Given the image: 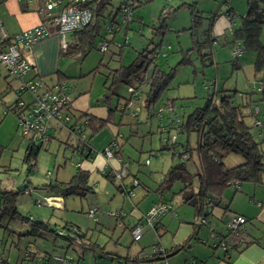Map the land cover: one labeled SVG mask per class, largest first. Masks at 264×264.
I'll list each match as a JSON object with an SVG mask.
<instances>
[{
  "label": "rangeland",
  "instance_id": "1",
  "mask_svg": "<svg viewBox=\"0 0 264 264\" xmlns=\"http://www.w3.org/2000/svg\"><path fill=\"white\" fill-rule=\"evenodd\" d=\"M25 0L24 2H26ZM46 0H29V9L26 8V4H22L19 0H0V14L3 16V21L10 25V22L15 19L17 13L27 14L25 21H32L34 13L38 12L40 7L44 8ZM146 3L139 7L129 19V31L127 37L124 35L122 30L119 34L108 33L104 28L102 35H99L95 40L93 48L83 56L81 53L73 56L63 55L60 57L59 68L69 74L72 82V90L82 91L81 95H88L91 93L93 96L101 94L103 97L105 92V76L108 72L107 66L104 64L100 70L95 74L92 72L93 69L99 64L100 60L103 62H109L110 67L116 68L121 64L117 52L121 49L120 45L124 43L126 37V45L123 46V60L124 64H128L133 61L137 55V51L145 47L152 48L154 44H158L163 40V48L157 56V61L163 70H169L171 67L176 66L182 59L183 53H188L191 59L190 64L179 65L177 67V75L173 82V85L168 89L163 99L167 100L174 97L180 98L176 104V110L181 116H187L191 113L195 107L203 106L206 99L210 96L218 100L222 93H234V90L249 91L250 86H259L260 82L254 77V58L256 56L253 51H246L240 56L239 66L240 68H234L233 64L237 59L235 54V45L233 41L232 32L226 30L224 35L217 36L215 44H211L208 40L209 35V16L213 14H221L225 11L226 1L231 4V7L236 11V24L241 21L242 17L248 12L249 4L248 0H197V10L202 16V25L197 30V39L203 43L201 53L198 49L190 50L192 44V32L191 30L185 29L192 25L191 10L188 8V4L193 3L195 0H144ZM120 0H113V3L117 5ZM25 8H22V7ZM254 7L258 4L253 3ZM115 11V9H114ZM113 11V14H114ZM258 18H264V12L261 9L257 10ZM165 22L167 31L165 34L158 29ZM5 24V23H4ZM5 27L7 28L6 24ZM121 30V29H120ZM119 32V31H118ZM262 34V40L264 41V27ZM115 37L114 41L109 42V50L106 52L101 51L100 45L109 38ZM69 38V36H68ZM153 40V43L151 41ZM120 43V45H117ZM63 50V49H62ZM115 52V53H114ZM82 56V57H81ZM114 58L111 60V58ZM85 75V76H82ZM250 79V80H249ZM49 84H53L50 78L46 79ZM248 81H250L248 83ZM7 81L3 78L0 79V143L4 145V152L0 161V206H1V191L8 189L20 188L21 185L26 184L25 182H31L32 187L29 191L21 193L18 197V208L20 212L28 215L31 214L33 217L52 219V224L57 221H61V218L66 220V217H70L76 223L80 224L85 230H88L93 235L95 241L101 244H105L106 241L111 242L117 238V234L113 233L112 230H101L99 224H97V216L101 221L104 219L109 220L112 225H115L116 219L121 218V211H116L121 205L123 197L121 193L116 189L115 186L107 180L105 175H101L93 171L90 176V183L96 186V194L89 193L87 196H70L69 209H59L60 204L53 206L47 202V204H40L39 199L45 200L44 196L46 190L44 184L52 179H59L62 181L69 180L77 170V157L72 155L70 149L65 151L61 143L58 140H53L50 143L48 149L43 148L40 152L38 162L33 170H29L28 164L24 162L25 149L29 144L30 139L25 137L22 133V128L19 124V117L12 111L6 112V105L15 101L18 97L14 89H7ZM85 90V91H83ZM119 93L122 96H128L129 92L125 85L121 86ZM73 96V93H72ZM178 99V98H175ZM96 102V101H95ZM118 102L117 97L113 101V105ZM162 104L159 103L157 108ZM165 113V112H164ZM142 116V115H141ZM167 114L162 119L157 115H154L148 124L139 123V131L141 138L148 130H152V135L148 139L141 141H133L132 144L137 143L139 147L143 145L144 149L155 148L147 152V158L144 160V167L148 168L147 171L154 167L157 162L165 160L167 163L166 170L169 168L171 157L173 156V143L169 144L170 149L167 148L168 142L166 133H161L160 125H166L169 123ZM174 116H176L174 114ZM121 114L118 113L116 118H120ZM126 125L122 126V130L129 133L130 126H134L137 122V117L133 116L130 111L123 116ZM140 119V118H139ZM248 122L252 123L253 118H248ZM141 120V119H140ZM146 125V126H145ZM129 127V128H128ZM124 128H127L124 129ZM255 134L262 138L261 129L255 127ZM174 134H177L175 131ZM61 138H65V134L59 135ZM177 142H185L188 138L186 134H177ZM135 140V138H133ZM190 143L192 147L197 143L198 135L196 132L190 133ZM132 144L130 145L132 147ZM60 146V147H59ZM180 146L177 144V147ZM264 152V143L262 144ZM151 151L155 154L151 155ZM138 153H136L137 155ZM198 157L197 151H194V157L188 162L192 172H194L195 159ZM153 159V165L150 167V162L147 160ZM243 159L241 156L236 154L229 155L225 162L228 165L237 163L238 160ZM58 170V171H57ZM49 173H51L49 175ZM59 173V174H58ZM158 175V173L156 174ZM162 174L157 176L158 181H161ZM108 182L110 189L105 188V182ZM264 180V174H263ZM244 184H252V182H246ZM264 182L258 183L260 189ZM228 193L232 189L226 190ZM261 192V191H260ZM117 194L114 203L110 204L112 195ZM242 193L238 191V195ZM112 194V195H110ZM155 194V193H154ZM153 194V195H154ZM172 194V193H171ZM111 196V197H110ZM40 197V198H39ZM136 197V194H135ZM174 202L180 200L178 194H173ZM38 199V200H37ZM39 204H37V202ZM127 201V200H125ZM95 206L97 211L95 218H92L86 213L89 207ZM190 206L184 205L183 208ZM92 209V208H91ZM90 210V209H89ZM88 210V211H89ZM55 214L52 216V214ZM179 213V211H178ZM62 215V216H61ZM108 217V218H107ZM178 217V216H177ZM180 217V213H179ZM57 220V221H56ZM55 221V222H54ZM54 227H56L54 225ZM3 229L0 231V235ZM15 231V230H14ZM18 232V231H17ZM113 233V234H112ZM117 233H121V229L117 230ZM128 238L132 240L131 234L127 231L124 235V240ZM41 238L39 241L40 246L48 244L47 249L57 251L58 253H65V241L63 238ZM43 241L47 243H43ZM138 240L135 242L137 244ZM28 243V242H27ZM25 242L22 241L21 245L24 246ZM212 247V246H211ZM3 248L2 241L0 240V249ZM213 248V247H212ZM15 249V248H13ZM150 248L148 251H152ZM25 252V251H24ZM23 252V253H24ZM74 253V252H73ZM77 253V252H76ZM1 256L6 258V255L0 250ZM22 258V256H21ZM94 260V255L90 251L86 254L82 264H90ZM9 261V260H8ZM11 262V261H10ZM76 262V261H75Z\"/></svg>",
  "mask_w": 264,
  "mask_h": 264
},
{
  "label": "trees",
  "instance_id": "2",
  "mask_svg": "<svg viewBox=\"0 0 264 264\" xmlns=\"http://www.w3.org/2000/svg\"><path fill=\"white\" fill-rule=\"evenodd\" d=\"M227 2L228 1H226V3ZM23 3L25 4L24 1L22 4ZM119 3L116 6H118ZM145 3L146 2L142 0L141 3L134 5L132 15ZM253 3L258 4V6L254 7ZM196 4L197 0L188 4V8L191 10L192 25L185 29L191 30L192 32L193 46L190 50L198 49L201 53L203 43L197 39L196 32L202 25V16L198 13ZM248 4L249 10L246 15L242 17L239 24L234 23V20L236 19V11H234L232 7L225 9L224 13L226 14V12H228L231 15L232 24H236L232 25V42L236 43V45L237 43H241L243 47H245L244 53L249 50L255 52L256 58H254V72L256 79L260 82V85L257 87L252 86L253 90L248 93V100L243 104H240L235 100V97L238 94L237 91L234 92V94H223L218 97V100L213 99V97H208L203 106L195 107L191 113L184 116L181 120L170 117L169 123L166 125H160L161 133H166L168 135L167 148L170 149V143H173V146L175 145L172 154L174 159H177L175 165L167 175V178L163 177V183L161 185L166 184L165 180H167L168 184L179 178L184 180L185 186L183 190L191 191V195L187 198V200L190 201L193 198L196 199V206L198 208L197 216L198 218H204L206 220L205 224H198L196 221L195 223L197 226L208 225V218L212 214L213 206L216 204L215 200H219L218 198H221L228 188L235 187L237 190H240L237 186H235L237 182L240 186L246 182H252L254 185L263 182L264 152L261 146L264 143V137L259 138L253 129L257 127L254 121L260 120V122L264 123V41L262 40L261 34L264 27V18H258L257 13L258 9H261L264 12V0H248ZM87 5H89V3H85L82 6ZM116 6L113 3V0H103L100 6L96 9L94 21L86 28L73 32L72 40L68 42V48L66 50H61V55L73 56L81 53L83 56L84 53L86 54L90 51L93 48L97 37L103 34L106 21L111 17H118L119 8ZM22 8L25 7L23 6ZM217 16L218 14L209 16V35L207 36L209 37L208 41L211 44H215L217 41V35L214 31ZM129 19L130 18H128V20L123 24L121 30H119L117 34L121 33L123 30L124 35L127 37L130 29ZM158 30L165 34L167 31L165 22ZM126 37L124 43L120 45L121 49L119 50V55L121 56L123 55V46L126 45ZM114 40L115 37L108 39L109 42ZM151 43H153V40ZM162 48L163 40L158 44H154L152 48L145 47L138 50L136 57L131 63H121L117 68H109V71L105 76V92L103 95L104 102L108 107V116L106 118H99L91 114L77 115L74 111L72 112V124L78 121L83 124V131L87 136L88 147L84 150H79L76 137L69 131L61 128L56 131L53 140H58L61 144L67 145V147L71 148V150L80 153L82 157L90 158L97 154L91 151L92 145L90 142L92 138L105 129L111 121H114L118 113L122 114L121 117H123L129 109H131L134 103V98H137L140 93H142L144 97V112L148 115L149 119L157 114L160 119H162L165 115V111H173L180 98L164 100L163 96L165 92L171 88V85L176 78L177 67L179 65L190 64L191 59L188 53H183L181 61L176 66L171 67L168 71H165L160 68L157 61V56L161 52ZM239 57L240 56H238V58ZM102 65L103 59L100 60L99 64L92 72L94 74L98 72ZM55 76L58 80H60L58 83L59 85L70 83L71 77H67L60 72H57ZM123 85L127 87L129 92L128 96H122L119 93V89ZM7 89L9 90L10 87L8 86ZM254 93L256 94L255 97H253ZM1 95L2 94L0 92V97ZM116 97L118 102L116 105H113V101ZM17 100L18 97L15 101ZM131 101L132 105L129 106ZM161 102L162 104L157 108V105ZM161 107L164 108V112L162 113L159 111ZM256 107L260 109L258 114L254 109ZM246 108L248 112L244 110ZM139 111L141 112V110ZM139 111H130V113H137V115H139ZM137 115L133 114V116L138 118L139 116ZM253 117L254 120L252 123H249L248 118ZM85 122L87 123L84 124ZM137 122L141 121L137 119ZM137 122L136 124H139ZM70 126L71 125L68 124L69 128ZM174 131L177 134H186L188 139L182 143L177 142V134H174ZM191 132L197 133L198 146L192 147L189 139ZM62 133L65 134V138H61L59 136ZM258 135L261 136V134ZM172 136H174V140L171 139ZM116 139H118V136ZM53 140H50L47 143L29 142L24 155V162L28 164L29 169L32 170L36 166L41 150L43 148L48 149ZM69 141L72 142V145ZM116 143L119 145L117 140ZM177 144L180 146L177 147ZM195 150L198 151L202 165V171L198 174L190 173L187 167V164L191 160ZM3 152L4 145L0 143V161ZM119 153L120 151L116 149L115 155L120 158L121 156ZM231 154L241 156L243 158V162L235 166H228L225 159ZM128 171L130 172V167ZM129 172L126 176V181L129 177ZM106 176L112 182L117 183V180L112 175L111 171L108 172ZM185 177L192 179L189 180ZM133 179L126 182L125 186H131L136 189L140 184L138 186H134L132 184ZM54 180L55 181L50 179L48 183L44 184V189L49 196H61L63 198H68L76 195L86 196L89 193L94 192L93 187L89 183L90 171L87 169L79 167L75 175L67 182H60L57 179ZM26 183L28 186L24 189H8L1 191L0 227L5 230H10L11 226L16 222L29 223L31 225V231L28 234L32 236H38L41 231H52L55 234L60 233L59 235L63 236L66 240L74 242L78 239L84 240L87 237L86 233L83 232V230L77 225L66 224L64 230L57 231L52 228L49 223L41 220H33L28 215L21 213L18 208V197L21 193L29 191L33 186L31 182L26 181ZM194 183L198 184V189L196 191L192 188ZM116 186L117 190L120 192L121 190L119 184L117 183ZM246 222H248L247 217ZM246 222H244L245 224L241 228V231L245 234V236ZM159 223L160 222L156 224L154 229L157 228ZM226 229L228 231L227 224ZM211 232L212 235L215 234L213 228H211ZM227 234V236L231 237V233L229 231ZM219 237L227 239L226 236ZM247 238L249 239V242L245 243V245L243 244L240 248H245L249 243L254 242V240H252L249 236H247ZM191 239L192 238H189V241ZM134 240L137 241L135 238ZM199 240L203 241L201 238H199ZM74 242L69 243L67 247L71 248ZM187 245L188 243L184 242L183 244L177 246L173 252L184 249ZM92 247L93 246H89L88 248L91 249ZM213 248L219 249L215 247ZM240 248H237V250L240 251ZM145 253L151 254L144 256ZM169 253L170 252L166 249H159L157 252H142L134 257V260L140 262L162 259L165 261ZM45 254L49 256L60 255L55 253ZM226 254L228 255V252H226ZM75 260L76 259L74 258V261ZM43 261L44 262L41 263L38 260H35V264H63L59 261L53 260L51 257H47V259L44 258ZM6 262L7 264L17 263L10 262L8 259H6ZM192 262L194 261H190L189 264Z\"/></svg>",
  "mask_w": 264,
  "mask_h": 264
},
{
  "label": "crops",
  "instance_id": "3",
  "mask_svg": "<svg viewBox=\"0 0 264 264\" xmlns=\"http://www.w3.org/2000/svg\"><path fill=\"white\" fill-rule=\"evenodd\" d=\"M25 4H26V8L29 9L30 6L28 5V1H26ZM224 12L218 14L217 20L215 22L216 24L214 31L217 36L224 35L226 30L231 31L232 25H236V24H232L231 20L227 17V15ZM25 17H27V14H24L23 12H21V14L17 13V15H15V19H13V21L10 22V25L4 22L7 26L6 29L10 33H18L20 31H23L25 29L40 24L44 20V8L40 7L39 11L37 13L36 12L34 13V18L32 21H25L24 20ZM235 20L234 23H236ZM238 22L240 23V21ZM72 34L73 33L67 34L66 39L68 42L72 40ZM61 50H62L61 36L56 34L36 43L33 49L28 54L30 60L36 65L39 75L43 76L45 79L47 78L51 79L53 83L50 84L51 86L56 85L60 82V80H58L55 76L57 72H60L63 75L69 77V74L63 72L59 68L60 57L62 56ZM117 54L119 55V51L117 52ZM119 57H120L119 60L121 61V63H123L122 62L123 56L120 55ZM112 59L114 58L112 57L111 60ZM240 59H241L240 57L239 58L237 57V59H235L236 61L233 64L234 68L238 69L241 67L238 65L239 61H241ZM104 64L107 66L108 71L109 68L114 69L110 67L109 62L107 63L103 62V65ZM254 77L256 79L255 74ZM72 82L73 81L70 80L71 89L69 90V95L71 96L73 101V111L75 112V114L77 115L91 114L99 118H106L108 116V107L104 102V99L101 96V94L93 96L91 90L88 95L87 94L81 95L82 91H78V93H76V90L75 92L74 90H72L73 89ZM249 82L250 81H248V83ZM248 85L250 86V89L247 92L234 90V92L236 91L238 92L237 96L235 97V100L240 104L241 103L243 104L248 100V93L252 92L253 90L252 84L249 83ZM223 94L224 93H222L221 95ZM255 96L256 94L254 93L253 97ZM210 97H213V99H215L214 98L215 96H210ZM175 98H182V97H174L169 99H175ZM144 104H145L144 97L142 93H140L137 98H134V103L131 109H129V111L141 110V112L139 111L140 112L139 115H137L139 116L138 120L141 119L140 120L141 122H137V123H140L141 125L143 123L148 124V122L151 121L149 120L148 115H146V113L144 112ZM244 110L248 112L247 108ZM165 114L168 115L167 116L168 119L172 117L181 120L184 117V115L181 116L180 114H178L176 107L173 111H165ZM174 114L176 116H174ZM124 125H126V123L123 117H120L119 119L116 118L114 121H111L105 129L100 131L97 135H95L92 138L90 142L92 148L97 152H102V153H97L94 157H90V158L82 157V155L77 151L71 150V148H68L67 145L65 144H61V146L64 147L63 149L65 151L70 149L72 155L78 158L79 162H77L76 164L77 169L80 167L89 170L90 176L91 174H93V171L106 176V174L110 172L112 168L120 167L123 161H127L131 163L127 182L131 181L133 178H138L140 180V185L135 189L136 197L134 196L132 199L123 198V200H121V205L118 207V209H116V211H121L123 214L121 218L116 219L117 223L115 225H112L107 219L101 221L98 216L96 221L97 224L101 226L100 227L101 230L110 229L113 231L114 234L115 233L117 234V238L113 239L111 242L106 241L105 244H101L98 241L94 240L93 235L90 234L88 230H85L80 224L76 223L72 219H69L70 217L69 218L66 217V220L61 218L60 222L56 220L57 222L54 221L55 223L52 224V222L50 221L52 219L49 220L45 218L36 219L31 214H28V216L33 220H41L46 223H49L51 227L56 229L57 231L64 230L66 224L77 225L83 230V232L86 233L87 237L84 240L78 239L77 241L74 242V241L66 240L63 236L59 235L60 233L55 234L52 231H41L38 236H32L28 234L31 231V225L29 223L16 222L11 226L10 230H5L4 228L0 227V231L1 229H3L0 235V240L2 241L3 248H1L0 250L4 252L6 258H8L9 261L17 262L18 260L21 259L23 252L29 250L30 252H32L33 257L45 253H55L60 255L68 254L76 259L75 260L76 262L74 261L75 262L74 264H82V261L83 259H85L86 254H88V252L91 251L94 255V260L90 264H163L164 261L162 259L161 260L158 259L154 261H140V262L134 260V257L141 254L142 252H152L148 250L150 248H153L154 246H160L163 249H166L167 251L170 252L165 259L167 261V264H189L190 261L197 262V264H264V186L262 184H260L262 185L260 186L261 187L260 189L258 188V185L244 184V183L241 185L242 188L240 190H237L235 187L228 188L227 190L232 189V191L229 193L225 191L224 194L221 196V198H218L219 200H215L216 204L215 206H213L212 214L208 218L209 226L208 225L197 226V224L195 223L198 218L197 216L198 208L196 206V199L193 198L190 201L187 200V198L191 195V191L183 190L185 186L184 180L179 178L177 180L172 181L169 184L167 183V180H165L166 184L161 185L163 183L162 181L163 177L167 178V175L169 174L172 167L175 165L177 159L176 158L174 159L173 156L171 157V161L169 163L170 166L168 170H166L167 163L165 162V160H163L162 162H157L152 169L150 168L147 171L148 168L144 167L145 165L144 160L145 158H147V152L149 150H154L155 148L150 147V149H144L143 145L139 147L138 146L139 144L137 145V143H134L133 146L131 142L132 140L133 141L137 140L141 143V141L148 139V137L152 135L153 131L151 129L148 130L146 134H144L143 138H141L139 131L140 128L139 124L134 123V126L132 125L130 126V128L128 127L129 133H127L125 130L124 131L122 130V126ZM124 129L127 130V128ZM262 134L263 135L261 136L264 137V133ZM117 136L118 139H116ZM133 138H135V140ZM113 140H117L119 143V145L115 147V151L116 149L120 151L119 154L121 156L120 158H122L121 161L118 160L119 157L109 160L103 154L104 149L108 147ZM69 143L72 145L71 141H69ZM131 144L132 147L130 146ZM198 145L199 144L197 139L196 146ZM136 153L138 154L136 155ZM193 157H194V153L191 157V160L193 159ZM241 162H243L242 159L238 160L237 163H234L233 165H228V164L227 165L235 166L241 164ZM193 163H194V172H192L190 165L187 164L190 173L192 174L200 173L202 171V165L199 154L198 157L195 159V161H193ZM152 165H153V159L151 160L149 166L151 167ZM75 173L73 174V176L75 175ZM157 173L158 175L162 174L161 181H158L157 178L158 175H156ZM106 178L115 186L117 193V186H116L117 183L112 182L107 176ZM185 178L189 180L192 179L188 177ZM57 180L60 182L69 181V180L62 181L59 180L58 178ZM107 180L104 186L105 188L110 189ZM46 183H48V180ZM90 185L93 187L94 193L96 194L97 192V191L95 192L96 186H94L92 183H90ZM197 186H198L197 183L193 184L192 188L194 191L198 189ZM16 189H21V188H16ZM238 191H241L242 193L238 195ZM116 193L114 195L110 194L112 195V197L110 196L111 198L108 197V199H110L109 200L110 204L115 202L117 196ZM173 194H178L180 200L174 202ZM44 196H49V195L46 192ZM49 197H53L54 199L59 201L58 202L60 204L59 209H69V207L71 206L69 202L70 200H68L69 197L68 198H63L61 196H49ZM80 197H84V196H80ZM162 198L170 199L172 201L173 210L162 217L156 229L151 228L149 226H144L142 229V236L140 237V239L136 244L135 243L136 241L134 240L133 235L131 233V228L134 225H136L138 222H140L142 220L143 215L146 214L148 210ZM39 201L40 204L36 201L37 204L39 205H41L42 203L47 204L46 200L42 199L41 201L39 199ZM184 205L190 207L183 208ZM91 208H96V207L95 206L89 207V209ZM88 210L86 211V213L88 212ZM178 211L180 213V217ZM237 214H241L247 217L248 222H246L245 225L246 228L245 233L246 236H249L252 240H254V242L249 243L245 248L243 247L240 248L241 249L240 251L234 250L231 252L230 255H227L223 249H214L211 247L212 243L214 242L211 228L214 229V233L217 234L218 237L226 236L227 240L230 241L231 237L227 236L228 231L226 229L225 223L227 222V220L231 219L233 216ZM54 215L55 214L53 213L52 216ZM54 225L56 227H54ZM118 229H121V233L119 234L117 233ZM127 231L130 232L132 237V240L131 241L129 240V242H128V238L126 240L123 239ZM58 237L63 238L65 241H67V244H65V248H64L65 253L61 254L55 251V249L54 250L47 249L46 247L48 246V244L46 245L44 244L43 246H40L39 240L41 238H50L51 240L54 239L53 241L56 242V238ZM189 238L192 239L189 241ZM199 238H201L203 241H200ZM22 241L25 242L24 246L21 245ZM71 242H74L73 246L71 248H68L67 246ZM184 242L188 243L186 248L181 249L177 252H173L177 246L183 244ZM43 243H47V242L43 241ZM89 246H93V247L89 249L88 248Z\"/></svg>",
  "mask_w": 264,
  "mask_h": 264
},
{
  "label": "built area",
  "instance_id": "4",
  "mask_svg": "<svg viewBox=\"0 0 264 264\" xmlns=\"http://www.w3.org/2000/svg\"><path fill=\"white\" fill-rule=\"evenodd\" d=\"M23 2L25 0H19ZM29 1V0H27ZM103 0H46L44 6V20L31 28L25 29L18 33H10L5 25L0 14V79L7 81L10 89H14L18 95V100L6 105V112L12 111L19 117V124L22 128V133L29 138L32 143H47L53 140L54 134L58 129L69 131L77 139L79 150H84L88 147V140L86 133L83 131V124L75 122L72 124L73 101L69 95L71 89L70 83L63 85L51 86L49 82L39 75L36 65L30 60L29 52L34 45L42 40H45L53 35L61 36V47L63 50L68 48L67 34L81 30L89 26L95 19L96 9L100 6ZM142 0H120L117 8H119L118 17L110 18L106 21L104 26L106 32L116 34L123 26V24L130 18L133 13V6L141 3ZM89 3L87 6H82ZM226 9L231 7L227 2ZM227 17L231 20V15L226 12ZM120 45V43H117ZM235 54L241 56L244 53L245 47L241 43L235 45ZM106 52L109 50V41L106 39L99 48ZM132 90V89H130ZM132 105V101L129 106ZM256 113L260 112L258 107L254 108ZM160 113L164 112V108L159 109ZM137 115V113H133ZM255 125L264 133V123L260 120L254 121ZM85 122L84 124H86ZM70 124V128L68 127ZM174 140V136L171 137ZM116 140L106 147L103 154L107 159L117 158L115 155ZM97 152L93 148L91 150ZM155 153L151 151V155ZM118 160L121 161V158ZM33 162V161H32ZM150 162V159L147 160ZM131 163L123 161L118 168H112L111 173L116 178L120 186V193L124 199H132L135 194V188L125 186L126 176L128 175ZM51 173H49L50 175ZM132 184L138 186L140 181L133 179ZM238 189L242 186L237 182ZM45 200L53 206H57L58 200L53 197H45ZM173 210V203L170 199L162 198L155 203L146 214L143 215L142 220L138 222L131 230L133 237L139 240L142 236V229L144 226L155 228L156 224L160 222L163 216ZM97 209L89 210L88 215L95 218ZM122 213V212H121ZM123 214V213H122ZM246 222V217L240 214L233 216L227 221L228 231L231 233V240L228 241L217 234H213L215 239L212 246L223 249L228 252L237 250L243 244L249 242L247 236L242 233L241 228ZM198 224H205L204 218L197 219ZM163 250L162 247L154 246L153 252ZM151 253H145L148 256ZM51 257L53 260L59 261L63 264H73L74 258L70 255H52L40 254L33 257L30 251H25L20 261L16 264H35V260L43 263L44 258ZM0 264H7L5 257L0 254ZM10 264V263H8ZM163 264H167L165 260ZM191 264H197L192 262Z\"/></svg>",
  "mask_w": 264,
  "mask_h": 264
},
{
  "label": "water",
  "instance_id": "5",
  "mask_svg": "<svg viewBox=\"0 0 264 264\" xmlns=\"http://www.w3.org/2000/svg\"><path fill=\"white\" fill-rule=\"evenodd\" d=\"M28 186V184L26 183V184H23L22 186H20V188L22 189V188H26Z\"/></svg>",
  "mask_w": 264,
  "mask_h": 264
}]
</instances>
